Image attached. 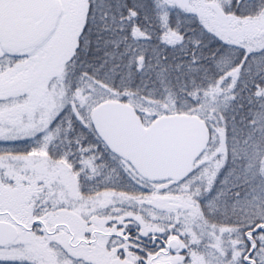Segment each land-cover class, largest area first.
Returning <instances> with one entry per match:
<instances>
[{"label": "snow or ice", "instance_id": "obj_1", "mask_svg": "<svg viewBox=\"0 0 264 264\" xmlns=\"http://www.w3.org/2000/svg\"><path fill=\"white\" fill-rule=\"evenodd\" d=\"M0 264H264V0H0Z\"/></svg>", "mask_w": 264, "mask_h": 264}]
</instances>
